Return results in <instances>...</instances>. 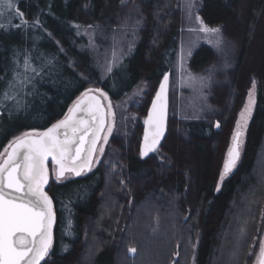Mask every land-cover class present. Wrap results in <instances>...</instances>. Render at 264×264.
<instances>
[{"label":"trees","instance_id":"16d2710c","mask_svg":"<svg viewBox=\"0 0 264 264\" xmlns=\"http://www.w3.org/2000/svg\"><path fill=\"white\" fill-rule=\"evenodd\" d=\"M127 1L1 5L0 154L23 132H42L63 119L91 87L120 102L139 85L153 84L133 106L131 129L112 139L90 172L56 182L49 164L56 227L41 264H251L264 235V0H199L206 25L232 35L241 28V50L229 71L234 80L228 88L221 73L213 75L212 111L196 119L174 114L169 92L166 137L146 157L143 121L178 55L182 0H130L141 26L135 43L104 74L85 29L109 36ZM217 60L202 45L190 68L205 74ZM250 66L255 105L240 159L216 191L238 117L234 92Z\"/></svg>","mask_w":264,"mask_h":264},{"label":"snow or ice","instance_id":"6c2138e0","mask_svg":"<svg viewBox=\"0 0 264 264\" xmlns=\"http://www.w3.org/2000/svg\"><path fill=\"white\" fill-rule=\"evenodd\" d=\"M7 6L14 7L12 0H7ZM186 7L191 18L194 0H188ZM17 15L23 18V13L17 11ZM195 19L200 31L215 35L217 44L221 42L219 27H208L199 16ZM190 79L195 77L190 76ZM168 82L169 77L165 75L152 103V110L144 121L148 128L144 134L142 156L157 151L164 135ZM252 89L236 124L216 191L220 190L219 184L223 183L240 159L242 138L255 105V81ZM93 92L98 95H93ZM100 96L106 98L100 89H87L63 119L42 132H23L0 154V264H40L48 255L55 223L53 201L45 191L50 179L48 164L51 161L54 165L52 179L59 182L66 178V173L80 176L85 171H91L93 164L98 163L94 156L98 151L103 152V148L98 149L97 145L105 130V111ZM107 108L111 110L110 102ZM83 112L88 114L89 119L78 117V113ZM111 130L109 126L107 131L110 133ZM103 142L107 143L106 136ZM129 251L135 253L136 249L130 248ZM257 264H264V240L259 243Z\"/></svg>","mask_w":264,"mask_h":264},{"label":"rangeland","instance_id":"374dc122","mask_svg":"<svg viewBox=\"0 0 264 264\" xmlns=\"http://www.w3.org/2000/svg\"><path fill=\"white\" fill-rule=\"evenodd\" d=\"M194 2H195V8L191 10L192 15L190 18L189 10L186 7L188 0H182L181 19H182L183 28L179 36L178 55L173 66L172 73L170 75L169 92L172 99V106H173L172 111L178 117L180 116L181 118L184 119L200 118L206 112L210 113L212 111L213 107L209 101L210 95L208 90L212 85L213 75L217 76V74L219 75V73H221L224 80L223 83L226 84L228 88H230V84H232L234 80V75L233 72L230 73L229 71L235 68L236 61L238 59L239 52L241 50L240 27H238L237 29L238 34L236 35L230 34L229 31L227 34H225L223 33V30L219 27L221 29L220 37H219L221 42L219 44H217L218 38L215 35L206 34L199 30L200 25L195 19L196 16H199L201 18L199 14V0H194ZM4 4H7V0H0V9H1V5ZM131 4H133V1L130 2V0H128L123 4L124 7H122L123 10L121 11L123 20L119 21L118 23L119 26L114 28L113 32H111L109 36H105V38L99 37L97 30L92 27L85 29V35L87 36L88 41L90 43L92 53L96 56V59L98 63L101 65L100 67L104 72V74H108L110 72L109 69H112L113 66L116 65V63L119 61L125 50H127L130 46H132L135 43L138 29L141 26L140 21L136 19V16L137 14L139 15L140 11L136 5H135L136 9H134L133 5ZM101 38H103L102 40L104 41V43L102 44L98 42L99 39ZM202 45L210 46L215 51L218 58L217 62L210 69V71L205 74L204 72L195 73L190 68V60L192 58L193 53L197 48H199ZM251 69L252 67L250 66L248 68V72L245 76L242 86L240 87L239 85H237V88L234 92V94H236L235 96L236 100L239 99L238 117L234 125V131L236 124L239 121L240 113L248 102V94L250 91L253 90L252 85L254 80L252 74L254 72ZM190 76L195 77V79H190ZM201 78H203V83L201 82ZM91 89L95 90L100 88L91 87ZM152 90H153V84L143 83L139 85L135 90H133L128 97H126L124 100L120 102H113L109 98V96L101 90V92L106 94V98L102 96L105 100L106 106L108 105L109 102L111 103V110L109 111V109L107 108L108 109L107 128L111 126L112 130L110 133L107 131V128L105 130L103 138L105 136L107 137V143H104L102 138L99 148L102 147L103 152L102 153H100L99 151L97 152L96 161H98V163L103 161L105 155L110 152L109 150L110 148H112L111 147L112 139L114 137H118V135L121 133H127L128 130L131 129L133 123L136 121L134 119L135 118L134 111H132L135 102L138 103V100L142 99L143 95L146 96V94L150 93ZM254 96H255V91H254ZM250 119L248 121V125ZM248 125H247V129H248ZM246 132L242 138L243 143L245 141ZM230 146H231V142H230ZM98 163H95V165ZM70 178L71 175H67L66 178L62 179L61 181L63 180L65 181ZM123 223L124 222H122L120 226L124 225ZM262 240H264V235ZM93 244H95L94 241L90 243L91 248L89 247L88 251L90 249L92 251V248H94ZM258 252L254 257V259L252 260L251 264H257Z\"/></svg>","mask_w":264,"mask_h":264},{"label":"water","instance_id":"95a60500","mask_svg":"<svg viewBox=\"0 0 264 264\" xmlns=\"http://www.w3.org/2000/svg\"><path fill=\"white\" fill-rule=\"evenodd\" d=\"M169 77V76H168ZM163 83V82H162ZM169 88H170V77H169V82H168V88H167V121H166V129H165V132H164V135H163V137L161 138V140H160V143H159V145H158V148L161 146V144H162V142L164 141V139H165V137H166V134H167V128H168V107H169ZM159 91V90H158ZM93 95H98L97 93H95V92H93L92 93ZM100 98V102H101V106L104 108V111H105V130H106V128H107V125H108V109H107V106H106V103H105V100H104V98L102 97V96H100L99 97ZM155 100V98L153 99V101ZM153 103V102H152ZM151 110H152V104H151V107H150V110H149V113L151 112ZM149 113H148V115H149ZM80 116H83L85 119H89V116H88V114L86 113V112H83V113H78V117H80ZM147 118H148V116H147ZM51 127V126H50ZM147 128H148V126L145 124V126H144V134H145V131L147 130ZM105 130L101 133V141H102V138H103V135H104V133H105ZM45 131V130H44ZM101 141L98 143V145H97V148H99V146H100V144H101ZM143 143H144V135H143V140H142V148H143ZM85 147H87V145H85ZM157 148V149H158ZM153 152H150L148 155H150V154H152ZM147 155V156H148ZM96 156H97V153L95 154V156H94V160H96ZM146 157V156H145ZM50 163H52L51 161H49V164ZM238 163V162H237ZM49 164H48V167H49ZM237 165V164H236ZM93 166H94V164H93ZM93 166H92V168H93ZM234 170V169H233ZM232 170V171H233ZM231 171V172H232ZM49 172H50V168H49ZM88 172H90V171H85L84 173H82L80 176H82L83 174H85V173H88ZM230 172V173H231ZM67 175H72V176H74V177H80V176H75L74 174H72V173H66V176ZM50 180H51V174H50V179H49V184L45 187V191L48 193V195L50 196V194H49V192H48V188H49V185H50ZM51 197V196H50ZM52 198V197H51ZM52 201H53V199H52ZM53 210H54V212H55V223H54V225H53V242H52V246H53V243H54V233H55V227H56V210H55V205H54V202H53ZM52 248V247H51ZM51 248H50V250H51ZM50 250H49V252H50ZM49 254V253H48ZM46 258V257H45ZM44 258V259H45ZM44 260H42L41 262H40V264L43 262Z\"/></svg>","mask_w":264,"mask_h":264}]
</instances>
